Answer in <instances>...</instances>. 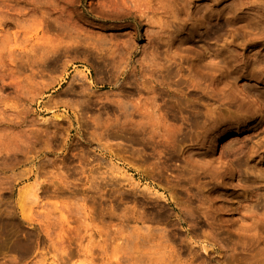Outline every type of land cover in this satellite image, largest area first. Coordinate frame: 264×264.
<instances>
[{
	"label": "rangeland",
	"instance_id": "1",
	"mask_svg": "<svg viewBox=\"0 0 264 264\" xmlns=\"http://www.w3.org/2000/svg\"><path fill=\"white\" fill-rule=\"evenodd\" d=\"M0 264H264V0H0Z\"/></svg>",
	"mask_w": 264,
	"mask_h": 264
}]
</instances>
